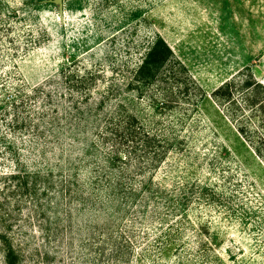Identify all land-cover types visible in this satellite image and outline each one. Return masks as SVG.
Instances as JSON below:
<instances>
[{"label":"rangeland","instance_id":"obj_1","mask_svg":"<svg viewBox=\"0 0 264 264\" xmlns=\"http://www.w3.org/2000/svg\"><path fill=\"white\" fill-rule=\"evenodd\" d=\"M61 2L59 8L53 0H0V132L20 139L6 123L17 114L24 116L40 98L20 102L18 97L54 75L60 65L75 59V69L97 70L104 76L100 84L106 85L112 78L122 79L124 71L114 68L123 61L138 64L146 43L158 33L205 97L195 120L179 133L186 145L170 151L157 179L200 180L220 196L212 200L207 195L189 207L184 233L185 244L194 249L189 255L172 254L171 245L163 257L154 251L152 240L124 237L137 249V264H176L178 258L185 264H264V163L210 95L238 73L264 85V0ZM126 94L122 99L127 107L150 124L148 104ZM173 119L164 116L165 121ZM8 157L0 144V174L12 170ZM7 188L0 181V230L15 239L19 264H111L110 245L92 239L83 220L75 222L70 244L66 210L54 213L55 199ZM146 226L149 237L160 231L157 224ZM201 228L202 248L196 243Z\"/></svg>","mask_w":264,"mask_h":264},{"label":"trees","instance_id":"obj_2","mask_svg":"<svg viewBox=\"0 0 264 264\" xmlns=\"http://www.w3.org/2000/svg\"><path fill=\"white\" fill-rule=\"evenodd\" d=\"M75 62L60 65L54 75L28 86L18 97L20 102H40L28 106L24 116L5 121L11 134L21 136L14 140L0 132L12 167L0 174V181L26 196L55 199L54 213L66 210L70 244L75 222H86L92 239L110 245L111 264H137V249L124 235L152 240L154 251L163 257L171 245L172 254L189 255L194 251L184 237L189 207L196 199L210 195L214 200L220 194L200 180L162 182L157 174L170 151H182L186 145L179 133L195 120L205 92L158 33L146 43L138 64L123 61L114 68L124 71L121 80L112 78L101 85L103 75L92 68L75 69ZM124 94L148 104L150 124L132 113ZM210 95L264 163V85L250 74L238 73ZM112 100L115 104L106 108ZM165 115L174 119L165 121ZM151 224L159 225L160 231L149 237L146 225ZM202 235L201 228L196 242L201 248ZM17 247L15 239L0 230L3 264H19ZM185 263L182 258L176 262Z\"/></svg>","mask_w":264,"mask_h":264},{"label":"water","instance_id":"obj_3","mask_svg":"<svg viewBox=\"0 0 264 264\" xmlns=\"http://www.w3.org/2000/svg\"><path fill=\"white\" fill-rule=\"evenodd\" d=\"M54 1V3H56L57 4V6L59 7V8H61V6H62V0H53Z\"/></svg>","mask_w":264,"mask_h":264}]
</instances>
